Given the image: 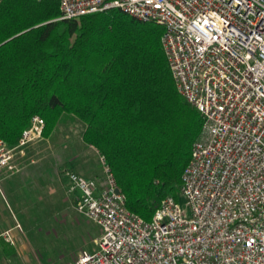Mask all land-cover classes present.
I'll return each mask as SVG.
<instances>
[{
  "label": "built area",
  "instance_id": "obj_1",
  "mask_svg": "<svg viewBox=\"0 0 264 264\" xmlns=\"http://www.w3.org/2000/svg\"><path fill=\"white\" fill-rule=\"evenodd\" d=\"M58 2L61 19L115 8L161 25L176 87L203 119L182 174L185 207L167 196L151 220L127 208L100 154L104 188L66 171V192L101 234L95 250L65 264H264V0ZM45 124L34 116L13 146L0 137V173Z\"/></svg>",
  "mask_w": 264,
  "mask_h": 264
},
{
  "label": "trees",
  "instance_id": "obj_2",
  "mask_svg": "<svg viewBox=\"0 0 264 264\" xmlns=\"http://www.w3.org/2000/svg\"><path fill=\"white\" fill-rule=\"evenodd\" d=\"M60 16L58 0L0 5V137L16 145L34 116L45 137L63 115L80 119L127 208L151 220L165 197L179 200L203 124L176 87L164 28L115 8Z\"/></svg>",
  "mask_w": 264,
  "mask_h": 264
},
{
  "label": "rangeland",
  "instance_id": "obj_3",
  "mask_svg": "<svg viewBox=\"0 0 264 264\" xmlns=\"http://www.w3.org/2000/svg\"><path fill=\"white\" fill-rule=\"evenodd\" d=\"M84 128L85 123L80 119L63 115L49 137L43 135L42 139L29 146L33 149L29 160H35L39 165L30 168L22 177L32 178L29 172L36 177L46 173L45 168L51 171L52 176L49 172L42 177V184L48 188L49 193L44 189L41 200L30 202L28 198L27 202L24 201L18 216L19 222L16 223L18 242L12 237L11 229L0 233V238H4L3 234L8 231L12 240L8 241L9 245L18 250L17 260L12 261L13 264H65L84 251L91 252L97 248L100 227L78 212L77 197L66 192V171H77L71 163L89 165V156L92 154L87 146L97 152L93 146L83 142ZM6 170L8 174H12L15 168L3 171ZM104 182L106 183L105 179ZM178 201L185 207L182 194ZM14 244L16 245L12 246Z\"/></svg>",
  "mask_w": 264,
  "mask_h": 264
},
{
  "label": "crops",
  "instance_id": "obj_4",
  "mask_svg": "<svg viewBox=\"0 0 264 264\" xmlns=\"http://www.w3.org/2000/svg\"><path fill=\"white\" fill-rule=\"evenodd\" d=\"M87 149L90 151L89 153L92 154L94 160L92 156L88 155L90 157L88 161L89 165H81L80 163L74 162L71 163V166L77 169L76 172L79 171L86 177L95 179L98 182L99 188L102 189L105 186V174L103 172L100 158H98V152L95 153L92 149H90V146H87ZM31 150L33 149L28 147V149L26 148L25 156L16 157L14 160L15 171H13L12 174H8L7 170L0 173V233L4 230L11 229L12 237L14 236V239L17 242L18 232L16 227L18 225L16 223L19 222L18 216H20V209L23 208L24 201L27 202L28 198L30 202L35 201L36 199L41 200V194L44 189L49 193L48 188H45L42 184V177L43 174L46 175L49 172L50 176H52L51 171L48 170V168H45L44 170L46 173H41L40 175H36V177L30 175L32 174L30 172L29 176H32V178L22 177V174L27 173L30 168H33L35 165H39V163L35 160H29V158L33 155L31 154L29 156L30 152H32ZM55 188L57 189V185H55ZM15 245L16 244L12 246ZM4 246L5 245H3L0 241V264H13L12 261L17 260V254H19L18 250L17 248H12L13 250L10 253L8 252L9 246L7 250L4 249Z\"/></svg>",
  "mask_w": 264,
  "mask_h": 264
}]
</instances>
